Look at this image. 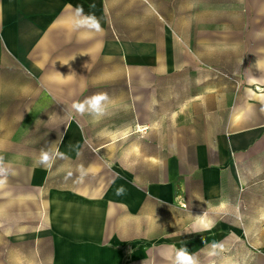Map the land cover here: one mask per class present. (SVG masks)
I'll return each instance as SVG.
<instances>
[{"label": "crops", "instance_id": "crops-1", "mask_svg": "<svg viewBox=\"0 0 264 264\" xmlns=\"http://www.w3.org/2000/svg\"><path fill=\"white\" fill-rule=\"evenodd\" d=\"M230 24L213 0H0V264H264V0ZM95 93L110 115L73 107Z\"/></svg>", "mask_w": 264, "mask_h": 264}, {"label": "clouds", "instance_id": "clouds-1", "mask_svg": "<svg viewBox=\"0 0 264 264\" xmlns=\"http://www.w3.org/2000/svg\"><path fill=\"white\" fill-rule=\"evenodd\" d=\"M82 12V7H78L76 12L77 17H80ZM82 23L90 28L95 29L97 32L101 31L100 23L94 16L82 17ZM81 54L83 55V53ZM107 99L108 97L106 94H97L87 98L82 103L74 104L73 107L80 113L90 111L96 115H102L104 111L103 102H106ZM52 159L53 156L48 152H42L37 160V163L50 166ZM7 174L8 169L3 164V158L0 157V186H3L6 183ZM121 194H123V188L117 190V195ZM176 261L177 264H197L195 258L192 255H189L184 249H181L176 253Z\"/></svg>", "mask_w": 264, "mask_h": 264}, {"label": "rangeland", "instance_id": "rangeland-1", "mask_svg": "<svg viewBox=\"0 0 264 264\" xmlns=\"http://www.w3.org/2000/svg\"><path fill=\"white\" fill-rule=\"evenodd\" d=\"M214 1V20L215 22H220L222 15L229 11V16H230V25H235L237 22V9H238V4L241 2V0H213ZM240 1V2H239ZM224 11V13L222 12ZM250 18L252 20V13L250 15ZM214 75L212 77V82L215 84H225L227 81L231 84H241L242 82L239 80V78L235 75L232 76L231 74L227 73L226 71L220 69V66L218 68H214ZM103 83H114V84H119L120 78L116 77L115 75H111L109 77H102ZM100 79V80H101ZM182 84H189L190 82H187L186 79H183ZM98 93L92 94V96L97 95ZM106 94L107 96L109 95L108 93H102ZM103 114L110 115V110L103 112ZM126 142L123 141L121 144H125ZM130 143V142H129ZM108 159H113L112 156L109 155L107 156Z\"/></svg>", "mask_w": 264, "mask_h": 264}, {"label": "bare ground", "instance_id": "bare-ground-1", "mask_svg": "<svg viewBox=\"0 0 264 264\" xmlns=\"http://www.w3.org/2000/svg\"><path fill=\"white\" fill-rule=\"evenodd\" d=\"M257 90H259V91H260L261 89H260L259 87H257Z\"/></svg>", "mask_w": 264, "mask_h": 264}]
</instances>
